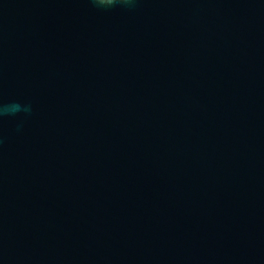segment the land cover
<instances>
[{
  "label": "water",
  "instance_id": "1",
  "mask_svg": "<svg viewBox=\"0 0 264 264\" xmlns=\"http://www.w3.org/2000/svg\"><path fill=\"white\" fill-rule=\"evenodd\" d=\"M0 264H264V0H0Z\"/></svg>",
  "mask_w": 264,
  "mask_h": 264
},
{
  "label": "clouds",
  "instance_id": "2",
  "mask_svg": "<svg viewBox=\"0 0 264 264\" xmlns=\"http://www.w3.org/2000/svg\"><path fill=\"white\" fill-rule=\"evenodd\" d=\"M100 4H112L114 3V0H99ZM19 106L18 105H14L11 108V111H16L18 110ZM9 109H5V111H8Z\"/></svg>",
  "mask_w": 264,
  "mask_h": 264
}]
</instances>
